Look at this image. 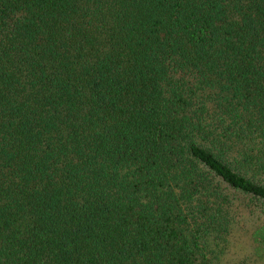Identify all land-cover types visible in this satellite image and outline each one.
Segmentation results:
<instances>
[{
	"label": "trees",
	"instance_id": "16d2710c",
	"mask_svg": "<svg viewBox=\"0 0 264 264\" xmlns=\"http://www.w3.org/2000/svg\"><path fill=\"white\" fill-rule=\"evenodd\" d=\"M245 214L264 0H0V264H218Z\"/></svg>",
	"mask_w": 264,
	"mask_h": 264
},
{
	"label": "rangeland",
	"instance_id": "374dc122",
	"mask_svg": "<svg viewBox=\"0 0 264 264\" xmlns=\"http://www.w3.org/2000/svg\"><path fill=\"white\" fill-rule=\"evenodd\" d=\"M243 217L244 221L239 223V232L232 233L231 245L221 255L218 264H264V248L259 247L252 239V235H257V233L264 237V231L253 230V225L257 224V227H260L261 222L256 219L255 215L245 214ZM261 220H264L263 216ZM254 231L257 233H253Z\"/></svg>",
	"mask_w": 264,
	"mask_h": 264
}]
</instances>
